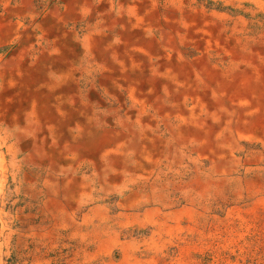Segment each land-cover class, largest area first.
Instances as JSON below:
<instances>
[{
	"label": "bare ground",
	"instance_id": "6f19581e",
	"mask_svg": "<svg viewBox=\"0 0 264 264\" xmlns=\"http://www.w3.org/2000/svg\"><path fill=\"white\" fill-rule=\"evenodd\" d=\"M0 174V198L24 182L42 213L20 237L85 264H157L211 221L212 238L249 235L264 0H0Z\"/></svg>",
	"mask_w": 264,
	"mask_h": 264
},
{
	"label": "rangeland",
	"instance_id": "374dc122",
	"mask_svg": "<svg viewBox=\"0 0 264 264\" xmlns=\"http://www.w3.org/2000/svg\"><path fill=\"white\" fill-rule=\"evenodd\" d=\"M20 179H22V174H20ZM0 180L4 181L6 195L9 188L12 193L15 192V184L11 186L13 179L9 174H0ZM30 194L35 193L29 191L23 182L19 196L12 194V199L7 201H4L5 198H0V264H36L35 258L41 260L40 264H85L82 255L75 257L74 252L78 248L75 243L65 242L52 247V243L46 245L45 241L43 243L41 240L20 237L21 234L27 233L30 227L40 231L37 217L42 213L38 206H33L32 210L29 209L30 197L28 195ZM16 197L20 200L17 206L24 211L20 214L24 215L22 220L17 219V206H13ZM7 214L11 216L9 219L6 217ZM32 215L36 216V219ZM4 224L5 230H3ZM250 224V234L244 238L237 236L212 238L213 236L207 233L212 228V221L207 226L199 225L206 235L203 237L194 235L185 240H172L165 245L162 254L156 256V262L157 264H264V222ZM10 230L14 232V235L7 244L4 243V236ZM63 244L69 247H64ZM103 261V258H99L86 264H103Z\"/></svg>",
	"mask_w": 264,
	"mask_h": 264
}]
</instances>
